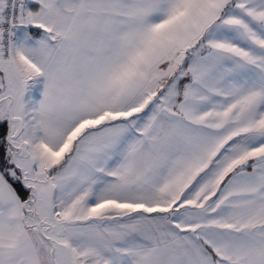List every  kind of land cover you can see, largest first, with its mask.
<instances>
[{"label": "snow or ice", "instance_id": "6c2138e0", "mask_svg": "<svg viewBox=\"0 0 264 264\" xmlns=\"http://www.w3.org/2000/svg\"><path fill=\"white\" fill-rule=\"evenodd\" d=\"M0 264H264V0H0Z\"/></svg>", "mask_w": 264, "mask_h": 264}]
</instances>
